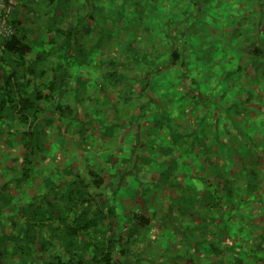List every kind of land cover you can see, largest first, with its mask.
Instances as JSON below:
<instances>
[{"label": "trees", "instance_id": "16d2710c", "mask_svg": "<svg viewBox=\"0 0 264 264\" xmlns=\"http://www.w3.org/2000/svg\"><path fill=\"white\" fill-rule=\"evenodd\" d=\"M27 1L7 16L12 35H0V264H264V0L245 39L249 73L231 78L228 87L229 102L242 111L249 106L250 136H240L244 120L237 112L228 111L216 130L219 115L207 111V97L192 108L184 103L173 129L155 112L149 121L144 66L151 55L123 44L119 30L126 28L118 29L132 11L142 12L140 1L124 11L114 0ZM38 5L46 31L32 22ZM90 20L103 25L85 43L79 27ZM144 26L143 40H156ZM172 48L161 65L180 61L182 52ZM84 70L102 78L78 82ZM121 95L124 103L115 106L110 100ZM86 97L100 116L88 113ZM117 115L129 123H114ZM140 117L144 127L157 122L159 140L146 145L135 137L130 155L120 157L113 127L133 125L136 136ZM94 121L96 136L86 139ZM191 160H199L202 173L193 174ZM130 174L145 187L137 186L118 212L111 192ZM193 177L205 186L196 189Z\"/></svg>", "mask_w": 264, "mask_h": 264}, {"label": "rangeland", "instance_id": "374dc122", "mask_svg": "<svg viewBox=\"0 0 264 264\" xmlns=\"http://www.w3.org/2000/svg\"><path fill=\"white\" fill-rule=\"evenodd\" d=\"M126 1L129 2V4H124L123 11L124 9L134 10L136 4L140 3L136 0ZM150 1V10L147 9L148 11L146 10L143 15L141 12L138 17L140 18V16H143L144 20H148L152 17L153 25L151 27L156 28V24H159L158 27H164V31L162 32L151 31L149 33V35L156 37V40L149 43L143 40L145 35L141 31H143L142 29H144V25L146 24H133L135 16L134 11H132V14H129L128 18L125 19L126 21H122L119 26V29L126 28L123 31L119 30L120 36L122 38L124 37L123 40L120 38L123 44L129 43L133 47L134 45H140V54L146 52V54L151 55V58H149V55L147 56L150 62L148 61L146 67L144 66V68H148L150 71L148 75L149 82L146 86L148 98L150 99L147 100L148 109L151 111L149 113V121H151L150 115L155 112L156 120L160 121V118L164 116L163 121H165V123L167 121L173 125L171 126L173 129L174 125H176L175 123L179 122L181 119V113H179V111H182L187 105L192 108L198 101H200V104H204V99L207 97L206 103L204 104L207 111L212 112L209 110V107H211L214 111L216 110L219 115L216 130L221 126L223 118L228 111L233 113L237 112L235 117L241 115L244 120L240 129V136L252 135V131L255 129L252 124V117H248V122L245 118V116L249 114V112H247L249 106L244 107L246 111H242L238 103L229 102L230 93L228 92V87L232 85L233 77H239L244 73L243 71H237L239 65L246 70L249 69L247 64L252 61L247 54L251 46L245 39L251 38L250 27H253V24L261 15L259 11V0ZM261 21H264V18H262ZM27 24V26H30V23ZM108 29L114 31L115 27L112 25ZM174 46H177L182 52L180 61L174 66L161 65L162 61L171 58L169 57V53H171L172 47ZM163 50L166 51V53L168 52V56L161 54ZM158 53L160 54L156 56ZM132 63H134L133 60ZM156 64L160 67L159 72L155 70ZM152 69L154 70L151 73ZM90 72V70L86 73L80 72L79 75L81 77H77L78 82H80V78L82 77H86L87 80L92 83L95 82L96 78H102L101 75ZM137 72L140 73L141 71L138 70ZM137 84L139 85L141 83L137 82ZM135 88H137V85ZM134 90L135 89H133V93ZM241 92L242 90H240V93ZM110 101L113 102L115 106H117V103L120 105L124 103L122 95L120 97L114 96ZM82 103L87 107L88 113L92 112V101H89L86 97ZM184 103H187V105H183ZM227 103L230 105L229 110ZM198 107L201 109V105L198 104ZM163 112L165 115L162 114ZM135 113L136 111L134 114ZM188 113L193 114L192 116H196V114H200L201 111H192ZM134 114L132 117H134ZM97 115L100 116V113L92 112L91 114V116L95 117H97ZM107 115L108 113H103V116L106 117H101L104 122H107ZM117 116L116 119H114V117H110V119H114V123H129L128 121H124L125 117H121L120 115ZM206 117L205 115V118ZM212 117L213 115L209 116V118ZM143 121L144 120L140 117V128L136 136L132 134L133 131L136 132V129L132 127L133 125L129 128L124 125L113 127L116 129V139L123 145V152H121L120 157L122 155L126 157L130 155V147L135 137L137 141L145 142L146 145L159 140V135L157 133L155 134L158 129L156 125L157 122H149V126L144 127ZM93 124L94 128H91L92 134L88 132L85 133L86 139L96 134V128L99 129V127L96 126V121H94ZM251 126H253V129ZM167 131L169 132L170 129H168V127L164 128L163 132L166 133ZM54 135L55 134H52V137H54ZM98 138L100 137L98 136ZM44 142L47 143V139ZM96 143L101 146L100 141H96ZM64 144L67 146L69 140H65ZM50 149L53 152L59 149L57 142L51 144ZM102 156H105V154L102 153ZM97 160H103V158ZM197 164H199V160L190 161V165L194 167V169H192L193 174L202 173L199 167H195ZM117 167L121 168L122 164L118 162ZM134 178L135 175L133 174L125 175L123 179L119 180L120 184L117 186V189H115V191L113 190L114 188L111 189L114 191V193L111 192V195L116 197L113 203L117 206L118 212L124 211V206H122L123 202L127 200L126 202L128 203V201L131 200L137 191V186L139 188L141 187V189L145 187L141 177H139L141 182L138 179L135 181ZM191 181H194L196 185L195 188L198 190L205 186L201 181L196 179V177H193ZM164 238L173 241L172 237L169 235Z\"/></svg>", "mask_w": 264, "mask_h": 264}, {"label": "crops", "instance_id": "0c3cea01", "mask_svg": "<svg viewBox=\"0 0 264 264\" xmlns=\"http://www.w3.org/2000/svg\"><path fill=\"white\" fill-rule=\"evenodd\" d=\"M19 1H21L22 3H23V5H24V3H26V1L27 0H19ZM18 1V2H19ZM34 1H37V0H34ZM38 1H40V0H38ZM106 2H107V0H105ZM142 4L141 5H143V10H142V15H143V13H145V11L147 10V9H149L150 10V8H151V1L150 0H139ZM28 2V1H27ZM114 2H115V5H116V10H118V11H123V7H124V4H129V2H127L126 0H114ZM37 3H39V2H37ZM108 3V2H107ZM145 5V6H144ZM105 6H107L108 7V5L106 4ZM70 7H73V6H70ZM109 7H111L110 5H109ZM108 7V8H109ZM80 10H82V7L81 8H79ZM106 9V8H105ZM103 10V11H106V10ZM148 11V10H147ZM117 12V11H116ZM115 12V13H116ZM103 13V12H102ZM21 15H22V17H25V18H27L29 21L28 22H31V19H32V17L30 16V12L28 11V9L26 8V7H23V9L21 10ZM35 17L33 18V21L32 22H34V25L35 26H39V25H42V27H41V29L42 30H47L48 28L47 27H49L48 25H47V23H46V18L45 17H43V15H42V11H41V8H40V6L38 5V6H36V14H33ZM145 15V14H144ZM138 15L137 16H134V19H133V21H134V23L133 24H137V23H139V24H141V23H143V24H147V25H149V27H150V31H160V32H162V31H164V27H158V25L159 24H156V28L155 27H151L152 25H153V19H152V17H150L148 20H141L140 18H142L143 19V16H140V18L138 17ZM26 19V20H27ZM98 23H99V25H97V22L96 21H87L86 22V24L85 25H83V26H81V27H79V31L81 32V34L79 35L82 39H81V41L82 42H85V43H87V38H86V36L89 34L90 36L92 35V32H94V31H92V30H97V28L98 27H100V26H102L103 24V22H99L98 21ZM98 26V27H97ZM119 29V28H118ZM36 34H37V32H36ZM33 35V34H32ZM93 36V35H92ZM250 68L252 69V63L250 64ZM87 71H89V70H87ZM86 70H84V71H82V73H86L87 72ZM91 71V70H90ZM91 72H93V71H91ZM90 72V73H91ZM69 73L71 74H73V73H75V71H74V69H70L69 70ZM247 73H249V72H247V69L245 70V72H244V74L247 76ZM245 85V84H244ZM244 85H243V87H244ZM243 87H241V88H243Z\"/></svg>", "mask_w": 264, "mask_h": 264}, {"label": "built area", "instance_id": "2783aa9c", "mask_svg": "<svg viewBox=\"0 0 264 264\" xmlns=\"http://www.w3.org/2000/svg\"><path fill=\"white\" fill-rule=\"evenodd\" d=\"M19 0H0V35L7 38L12 35L13 27L8 22V14Z\"/></svg>", "mask_w": 264, "mask_h": 264}]
</instances>
